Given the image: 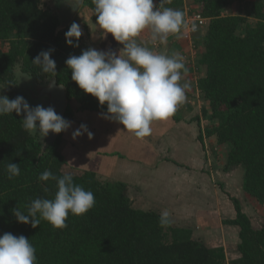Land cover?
<instances>
[{
    "label": "trees",
    "instance_id": "1",
    "mask_svg": "<svg viewBox=\"0 0 264 264\" xmlns=\"http://www.w3.org/2000/svg\"><path fill=\"white\" fill-rule=\"evenodd\" d=\"M184 1L168 0L163 7L184 13ZM193 1L210 19L200 60L207 72L199 81L212 120L205 133L216 135L219 144L230 145L225 170L240 167L244 192L264 206V1L254 4V21L224 16L231 0ZM84 7L96 21L92 0H84ZM68 9L61 15L44 7L42 0H0V95L25 98L17 68L43 82L53 78L32 60L41 51L54 49L55 77L67 90L64 118L72 115L73 102L78 111L105 115L107 105L101 106L80 89L65 63L70 55L82 53V37L79 47L66 42L65 33L73 23L68 24L72 12ZM25 115L0 116V235L28 238L36 249V264H264V224L254 228L237 199H233L237 216L229 224L240 228V257L228 261L223 247H208L193 237L191 229L172 223L162 227L158 213L134 209L124 183L103 182L95 172L72 175L74 184L93 192L95 205L84 215L69 214L66 227L55 228L41 220L34 229L18 222L13 208L19 205L26 213L33 199L54 198L56 181L42 182L39 175L47 169L60 177L67 174L68 164L61 148L64 132L44 152L40 134L23 129ZM9 162L20 166V175L11 180L6 172Z\"/></svg>",
    "mask_w": 264,
    "mask_h": 264
},
{
    "label": "crops",
    "instance_id": "2",
    "mask_svg": "<svg viewBox=\"0 0 264 264\" xmlns=\"http://www.w3.org/2000/svg\"><path fill=\"white\" fill-rule=\"evenodd\" d=\"M231 1L223 12L224 16H243L254 21L252 6L264 0ZM184 2V19L187 15L202 16L200 4L193 0ZM154 5L158 7L160 2L154 0ZM84 8L88 10V16L83 20L81 37L86 41L87 47L119 54L123 45L111 34L106 36L93 20L91 10ZM203 18L207 20L206 26L198 28L196 32H187L182 28L179 33L170 34L163 44L159 41L153 43L147 29L136 38L138 43H143L158 54L171 56L179 53L183 57L187 72H182L180 83L189 82L190 87L185 90L184 102L171 117L154 121L151 124V135L141 139L126 131L114 119L105 118L103 114L78 111L76 104L75 107L72 106V115L67 120L71 122V127L64 131L61 148L68 161L64 171L69 167L71 172L80 173L67 174L79 176L85 172H95L103 182L124 183L134 209L153 211L159 215L167 210L172 225L191 229L193 237L197 229L206 238L208 234H214L221 240L200 241L211 248L223 247L230 261L229 247L233 251L234 246L231 245L235 242L237 249L240 243V228L229 224L237 216L233 199L240 202L243 212L251 220L244 210L243 201L239 199L240 195L236 193L241 189L243 198L251 196L243 190L244 175L240 189L237 181L233 183L232 172L235 168H223L221 179L226 187L221 186L223 194L220 195L215 190V174L220 173L218 170L221 167L219 163L226 165L231 148L228 144H219L216 135L205 133L206 128L211 127L212 120L210 105L202 98L199 90V81L207 72L200 60L210 25V19ZM73 20L76 22L75 17ZM94 32L97 35L96 41L92 40ZM185 33L189 34V38ZM82 124L87 126L92 137L89 138L87 132L82 131V135L74 139L73 133ZM224 194L226 199L223 198ZM138 198H143L142 203H139ZM251 222L254 227L252 220Z\"/></svg>",
    "mask_w": 264,
    "mask_h": 264
},
{
    "label": "clouds",
    "instance_id": "3",
    "mask_svg": "<svg viewBox=\"0 0 264 264\" xmlns=\"http://www.w3.org/2000/svg\"><path fill=\"white\" fill-rule=\"evenodd\" d=\"M82 2L75 0L73 7L79 8ZM167 2L161 0L157 7L154 0H92L96 24L123 48L117 54L90 47L80 55H70L65 61L72 81L97 98L101 106L107 105L105 118L114 119L141 139L151 135L154 121L166 120L177 111L186 98L185 90L190 87L189 82L180 83L182 72L186 73L187 68L179 53L158 54L136 39L147 29L153 43L163 44L170 34L179 33L182 28L189 29L181 10L163 7ZM197 30V24L192 23L191 31ZM81 36L82 29L76 22L65 33L67 44L73 47H79ZM53 51H41L32 62L55 77L57 66L51 58ZM50 86H54V81ZM13 112L26 114L22 119L24 130L30 133L38 130L44 137L50 132L60 134L71 127V122L51 106L30 107L23 96L9 99L0 95V116ZM82 131L92 137L87 126L82 124L73 138L82 135ZM6 172L11 180L20 175V166L9 162ZM38 179L56 181L57 191L52 199H33L26 206V213L19 205L13 208V215L22 224H31L35 229L45 220L55 228H64L69 214L84 215L95 205L93 192L74 184L71 174L57 177L46 169ZM169 217L167 210L162 211L159 221L162 227L171 223ZM36 261V249L28 238L12 233L0 235V264H36Z\"/></svg>",
    "mask_w": 264,
    "mask_h": 264
},
{
    "label": "rangeland",
    "instance_id": "4",
    "mask_svg": "<svg viewBox=\"0 0 264 264\" xmlns=\"http://www.w3.org/2000/svg\"><path fill=\"white\" fill-rule=\"evenodd\" d=\"M74 4H75V0H42V5H44V7H47V8H50V9H54V10H56L58 12V14H61V15L62 14H66V11H69L68 7H70V9L72 10V15H71V20L68 21V24L74 22L75 20H73V19L75 17L76 18V23H78L80 25V27L82 29V32H83V28H84L83 20H84V18H87V16H88L87 15V11L88 10L86 8H83L82 3L79 6V8L73 7ZM252 7H254V6H252ZM81 21H82V23H81ZM96 36L97 35L94 32L92 34V40L93 41H96V38H95ZM4 45H6V43ZM88 48L89 47H87L86 41L83 40V38H82L79 50L83 51V50H86ZM16 75H17V78H18V86H19L20 92L24 94L19 82L23 81L24 79H28V80H32V81H34L36 79L34 77H31V76L23 73L20 68L19 69L17 68ZM2 92H3L2 89H0V94H2ZM25 99H27L26 95H25ZM72 105H73V107H75L76 103L73 102ZM33 133L40 134L39 132H35V131ZM226 165H227V162H226ZM226 165H224V163H219V166H221V167H220V169L218 171L220 173L219 174H215V179H216V181H215V185H216L215 190L218 191L217 193L219 195L223 194V192H222L223 191V188H222L223 185H224V187H226V185L224 184V182L221 179V175H222L221 171L223 170L224 167H226ZM218 171H216V172H218ZM65 172L66 173L71 172V169H69V167H68ZM72 172L76 173V174H80V173H77L75 171H72ZM232 173H233L232 181H233V183L235 181H237V183L239 185V189H240L241 188V184H242V177L244 175V172H243V170L240 167H237V168L234 169V171ZM237 183L233 184L231 186V189H233L237 185ZM236 194L240 195L239 199L243 201L242 203H243L244 210H246L247 213L249 214V216L251 217V220L254 223V227L261 228L262 225L264 224V206L259 204L258 202H256L254 199H252V197L251 198L250 197L243 198V193L241 192V189L238 190V192ZM226 196H228V195L226 194ZM244 196H246V195H244ZM223 198L226 199L225 194H224ZM138 200H139V203H142L143 198H138ZM184 203H186V200H185ZM139 205H141V204H139ZM185 218L187 219V217H185ZM194 237L196 239H199V240H221L220 238L215 237L214 234H208V236L206 238L204 236V233L201 232L200 229H197ZM231 246H234V250L232 251L231 248L229 247V251H228L229 252V257L228 258H229L230 261L231 260H235V259L239 258V256H240V254L238 252V248L236 249V247H235V242Z\"/></svg>",
    "mask_w": 264,
    "mask_h": 264
},
{
    "label": "water",
    "instance_id": "5",
    "mask_svg": "<svg viewBox=\"0 0 264 264\" xmlns=\"http://www.w3.org/2000/svg\"><path fill=\"white\" fill-rule=\"evenodd\" d=\"M30 78V77H29ZM36 79V78H35ZM54 81V86L52 85ZM35 82V83H34ZM22 91L27 96L26 101L33 107L41 105L45 108L53 107L58 115L65 117L68 106V97L66 87L59 84L56 77L50 78L45 82L41 80H28L24 79L19 82ZM35 132H39L36 130ZM41 135V134H40ZM58 134L50 132L48 136H40L43 143V151L45 152L52 146Z\"/></svg>",
    "mask_w": 264,
    "mask_h": 264
},
{
    "label": "built area",
    "instance_id": "6",
    "mask_svg": "<svg viewBox=\"0 0 264 264\" xmlns=\"http://www.w3.org/2000/svg\"><path fill=\"white\" fill-rule=\"evenodd\" d=\"M186 22L188 23L189 25V29L187 30V32H192L191 31V24L192 23H195L197 24L198 28H201V27H204L206 26V23H207V20L204 19L201 15L199 14H196V15H187L186 18H185ZM186 37L189 38V34L188 33H185Z\"/></svg>",
    "mask_w": 264,
    "mask_h": 264
}]
</instances>
